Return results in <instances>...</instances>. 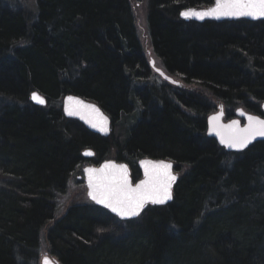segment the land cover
<instances>
[{
    "label": "trees",
    "instance_id": "trees-1",
    "mask_svg": "<svg viewBox=\"0 0 264 264\" xmlns=\"http://www.w3.org/2000/svg\"><path fill=\"white\" fill-rule=\"evenodd\" d=\"M127 2L38 0L33 18L0 0V264H25L36 254L39 230L55 216L53 195L64 193L89 148L96 165L114 151L134 180L143 157L188 169L170 204L132 221L104 220L96 206L71 207L47 235L62 264H264V142L228 154L206 136L216 105L196 94L172 100L173 84L146 87ZM214 2L146 0L151 46L168 74L195 79L223 102L227 119L239 107L258 114L264 22L205 23L190 35L194 24L177 21L180 10ZM32 91L49 108L31 105ZM69 94L98 103L117 138L65 120L59 102ZM6 176L12 184L4 186Z\"/></svg>",
    "mask_w": 264,
    "mask_h": 264
},
{
    "label": "snow or ice",
    "instance_id": "snow-or-ice-1",
    "mask_svg": "<svg viewBox=\"0 0 264 264\" xmlns=\"http://www.w3.org/2000/svg\"><path fill=\"white\" fill-rule=\"evenodd\" d=\"M186 17L189 13H184ZM192 15L203 19L205 15H212L216 18L224 17H242L251 16L253 18L264 17V0H217V6L209 13H192ZM40 104L45 100L37 94L32 97ZM69 111V115H73ZM213 130L221 137V142L227 144L229 148L243 149L256 137H264V119L249 116V124L241 129L238 122L224 126L218 121L219 116L213 117ZM115 167L106 165L105 168ZM152 171L146 170L147 179L142 181L135 188L131 186L127 179L126 169H121L123 175L105 176L104 170L93 181L92 174L96 171L89 169L90 174L89 186L92 188L91 198L97 203L103 204L110 208L112 212L117 213L124 218H132L140 215L146 203H164L170 199L168 189L171 181L176 179L175 176L167 172L171 168L170 164H153ZM163 169L164 172L157 170ZM45 264H51V261L45 259Z\"/></svg>",
    "mask_w": 264,
    "mask_h": 264
},
{
    "label": "water",
    "instance_id": "water-1",
    "mask_svg": "<svg viewBox=\"0 0 264 264\" xmlns=\"http://www.w3.org/2000/svg\"><path fill=\"white\" fill-rule=\"evenodd\" d=\"M215 2L212 4V6L208 7V8H196V7H190V8H186L184 10L181 11V17L182 19L186 20V21H195L198 23H203L205 21H209V22H216V23H224V21H228V22H234V21H238V20H242V21H248V22H252V23H256V22H264V17H257V18H253L251 16H242V17H220V18H216L215 16L212 15H205L203 19L198 18L195 15H192V13H209L211 12L212 9H214L217 6V0H214ZM184 13H189V15L186 17L185 15H183ZM158 74L160 76H162L163 79H165L167 82H169L170 84H177L176 81H174V78H171L167 73H165L163 70H158ZM37 94L39 97H41L42 99L45 100L44 105L47 103L46 99L44 98L45 96L40 95L38 92H32L31 94V100L36 104V105H40L43 106V104L38 103L36 100H34L33 94ZM63 103L65 105L64 108V116H66L67 118L71 119V120H79L85 127L87 130L90 131L91 134L95 135V136H101L103 138H108L110 137V131H111V127H112V119L110 116H108L107 114H105L101 108L98 106V104H93V103H84L81 101V99L77 96V95H67L65 96V98L63 99ZM218 107H217V111L214 113H211L210 115L207 116L206 120H207V124H206V136L215 141L217 143V145L222 148L225 152H227L228 154L230 153H236V154H240L241 152H245L246 150H248L249 148H251L252 145L257 144V143H262L264 142V137H256L255 139H253L248 145L247 147L243 148V149H236V148H229L227 146V144L222 143L221 142V137L217 134L216 131L213 130V125H214V121L212 120L213 117L219 116L220 120L218 121V123L220 125H230L233 123V121L238 122V126L243 129L245 127L248 126L249 124V120L248 117L252 116V117H257L259 119H264V103L262 104V115L263 116H259L257 114L254 113H250L245 111L243 108H238V110L235 112L234 117L228 119L226 118V114H225V108H223V103L218 102ZM69 111H72L73 115H69ZM86 119V121L84 120ZM83 158L85 159H89L93 156V151L89 150L87 152H84V154L82 155ZM164 163V164H170L171 168L167 170L168 173H170L171 175L175 176L176 179L174 181H171V186L168 189L171 198L166 200L164 203L160 204V203H151L148 202L145 204V206L143 207L142 211L140 212V215H142L145 211L146 208L151 206V207H156V206H167V204H170L174 197H173V193L174 190L176 188V184L177 181L179 179V176L176 174H174V170H175V165H173L172 162H170L169 160H162V159H151L148 157H143L142 159H139V161L137 162V167L139 168L140 172H141V179L137 182L134 183L133 185V180L131 178V170L130 167H128L125 164L119 165L115 162V160H111V161H106L104 163H101L99 165V167H89V168H85L84 170V179L87 182V191H88V199L90 201H93V203L98 206V207H103L106 208L107 210H109L110 212L111 209L106 207L103 204L97 203L96 201H94L91 198L90 193L92 192V188L89 186V180H90V174L88 172L89 169H93L96 170L93 174H92V179L93 181L96 180L97 176L100 174V170L103 169L104 170V175L105 176H120L123 175V173L121 172V169H126V175H127V179L129 181V183L131 184V186L133 188H135L137 185H139L142 181L147 179V175H146V170L147 171H152L151 165L153 164H159V163ZM106 165H114L115 167H108L105 168ZM159 172H164L165 170L163 169H159L157 170ZM112 214H114L120 221H132L135 220L136 218H138L139 216L136 217H132V218H124L121 217L120 215H118L117 213L112 212Z\"/></svg>",
    "mask_w": 264,
    "mask_h": 264
},
{
    "label": "rangeland",
    "instance_id": "rangeland-1",
    "mask_svg": "<svg viewBox=\"0 0 264 264\" xmlns=\"http://www.w3.org/2000/svg\"><path fill=\"white\" fill-rule=\"evenodd\" d=\"M129 1L133 7L132 12H133V15L135 16V19H136L137 37H139V41H140V44H141V47L143 50V57L145 59H147V63L150 62L152 59H154L155 62L157 63V58L154 56L153 47L151 46L150 36L148 34V25L146 24V21H147L146 0H129ZM19 4L22 5L21 6L22 9H24L30 15H32L36 12L34 0H19ZM159 62H161V61H159ZM156 68L163 69L162 64H161V66L157 64ZM154 76H152V78L148 80V82L146 83V87L160 88L162 85V83L161 84L159 83L160 81H162L166 84L169 83L165 79H163L162 77H157V76L154 77ZM158 76H160V75L158 74ZM174 78H175L174 81H180L179 80L180 78H176V77H174ZM157 81H159V82H157ZM168 85H170V84H168ZM185 86L186 87H184V88L187 89L190 94H193V95L196 94V95H200L202 98H206L210 102V104H212L213 106L216 104L213 101V99L211 98L209 92L204 90V88H201V86H199L197 83L189 84V83L185 82ZM138 113H141V112L139 111ZM225 114H226V110H225ZM233 114H234V112H233ZM127 121H128L127 124L130 125V128H131V125L133 123L135 124V122L133 120L131 121L128 119ZM117 136H118L117 129H115L112 125L111 131H110V137L108 139H110L111 137H114V139H115V138H117ZM115 142L117 143V140ZM117 145H118V143H117ZM105 159L109 160V161L116 160L114 157V151H111L110 154L107 155ZM100 162H101V160H100ZM91 164H92L91 161H86L85 163H83V165H81L82 167L79 169V171H76L73 174L74 177H72L71 179L69 178V185H68L67 189L64 191V193H58V194L53 195L52 203L54 206L55 216L53 217V222L50 223L49 225H52V224L54 225L55 223L59 222V220H62L64 218V216L66 215V211H68L72 207V205H74V204L80 205V204H89L90 203V201H88V198H87L86 187H85L82 180H78V177L83 174V168H85L86 166H89ZM94 165H96V164H94ZM97 165H100V163ZM176 166L178 167V165H176ZM187 169H188V166H184V165L180 166V170L177 172L179 179L183 176V174L187 171ZM179 179H178V181H179ZM48 228L49 227L43 229L42 232L39 234L40 243H42L44 245L43 246L44 248H47L46 245H47L48 241H47V235L46 234H47ZM43 252L44 251L42 248L41 254Z\"/></svg>",
    "mask_w": 264,
    "mask_h": 264
},
{
    "label": "bare ground",
    "instance_id": "bare-ground-1",
    "mask_svg": "<svg viewBox=\"0 0 264 264\" xmlns=\"http://www.w3.org/2000/svg\"><path fill=\"white\" fill-rule=\"evenodd\" d=\"M34 2H35V9H36V3H38V0H34ZM127 5L132 9L133 7H132V4H130V1L129 2H127ZM22 5H20L19 4V0L16 2V0H11V3H9V8H11V9H13V10H15V11H17V9L18 10H23L24 12H26L24 9H22V7H21ZM201 8H208V7H201ZM200 8V9H201ZM182 10H184V9H182ZM182 10H180L179 12H178V15H177V21L180 23V22H183V23H185V24H194V26H191V28H188V30H187V33L188 34H190V35H192V33H194V32H197V30L200 28V27H202L205 23H212V22H209V21H205V22H203V23H198V22H195V21H186V20H184V19H182V17H181V11ZM36 11H37V9H36ZM27 13V12H26ZM36 13L37 12H35L34 14H32V15H30L29 13H27V15H29V16H31V17H35V15H36ZM133 20H134V26H135V28H137V26H136V19H135V16H133ZM136 31H137V29H136ZM153 53H154V50H153ZM154 56L157 58V63L155 62V60L154 59H152L150 62H148L147 63V59H145V66H146V69H148V72H149V79H151L152 78V76H157V77H162V76H158V70H163L165 73H167L168 74V72L166 71V69L163 67V65H162V68L163 69H158V68H156V66H157V64L158 65H160L161 66V64H162V62H159L160 61V59L156 56V54L154 53ZM123 70H124V74L125 75H128L129 73H130V69H128V70H126L124 67H123ZM153 74V75H152ZM154 76V77H155ZM177 78H180V77H177ZM148 79V80H149ZM157 79V78H156ZM160 79V78H159ZM180 81H176V83L177 84H174L175 85V87H173V89H174V92H173V97L171 98L172 100H177V98L176 97H179V98H184V96H186V95H188V94H190L189 92H188V90L187 89H185L184 87H186L185 86V82L184 81H182V79L180 78L179 79ZM160 81V80H159ZM159 81H157V82H159ZM192 81H193V83H189V84H194V81H195V79H192ZM159 83H164V82H162V81H160ZM196 83V82H195ZM165 84V83H164ZM168 84H170V83H168ZM163 85V84H162ZM171 85V84H170ZM148 89H151V88H149V87H147ZM146 88V89H147ZM144 89H145V87H144ZM32 92H38V91H32ZM39 94H40V92H38ZM32 94V93H31ZM31 94H30V96H31ZM40 95H42V94H40ZM80 99H81V101L82 102H84V103H93V104H98V103H95L94 101H92L91 100V98H89V97H87V96H84V95H80V94H76ZM43 96V95H42ZM45 96V95H44ZM67 96V95H66ZM45 99H46V101H47V103L44 105L43 104V106H40V105H36L32 100H31V97H30V99H29V102H30V104L31 105H33V106H35V107H38V108H40V109H45V108H49L47 105H48V99H47V97L45 96L44 97ZM64 98H65V96H64ZM63 98V99H64ZM63 99H62V101H60L59 102V105H61V113H62V116H64V108H65V105H64V103H63ZM22 104L24 105V106H28V103H23L22 102ZM98 106H99V104H98ZM100 107V106H99ZM217 107H218V105H217ZM217 107L215 108V110L214 111H212L211 113H214V112H216L217 111ZM101 108V107H100ZM223 108H225V106H224V104H223ZM101 110L104 112V110L101 108ZM225 110H226V108H225ZM105 113V112H104ZM210 113V114H211ZM209 114V115H210ZM257 115H261V116H263L262 115V111L260 110V113H258ZM140 117V116H139ZM142 117V116H141ZM64 119L66 120H68V121H74L75 123H78V125H81L83 128H84V130L85 131H89V130H87L86 129V127L79 121V120H71V119H69V118H67L66 116H64ZM85 121H86V119H84ZM130 127V126H129ZM90 132V131H89ZM101 137V136H100ZM103 138V137H102ZM104 139H108V138H104ZM90 150V148L89 149H84V150H82V152H81V155H83L84 154V152H87V151H89ZM92 151V150H91ZM83 157V156H82ZM92 159H90V161H91V165H89V166H86L85 168H89V167H99V165H94V163H93V161L95 160V159H97L98 158V154L97 153H95L94 151H93V156L91 157ZM100 159H101V162L100 163H104V162H106V161H109V160H106L105 158L106 157H103L102 155H100V157H99ZM84 160H86L85 158H84ZM115 162L117 163V164H119V165H122V164H125V165H127V166H129L128 165V163H126L125 161H120V160H115ZM82 166H81V164H78L77 165V169L74 171V172H72V173H70V174H68V178H67V180H65L66 181V186H65V190L67 189V187H68V185H69V178L71 179L72 177H74V173L76 172V171H79V169L81 168ZM85 168H83V174L81 175V176H79L78 177V180H82L83 181V183H84V185H85V187L87 186V182H86V180L84 179V170H85ZM11 181H12V179L9 177V176H6V178L4 179V182H3V184H4V186H5V182L6 183H8V184H12L11 183ZM0 189H3V186L0 188ZM86 191H87V187H86ZM87 198H88V191H87ZM88 201H90L89 199H88ZM80 205H89L90 206V211L92 210V208H93V206H96L94 203H93V201H90V203L89 204H80ZM80 205H76V204H74V205H72V208H78V206H80ZM97 208H99V209H101L102 210V212H103V214H104V217L102 218V219H104V220H107L108 221V217L109 218H111L112 220H113V218L114 219H116V220H118V221H120L114 214H112V212H110L109 210H107L106 208H101V207H98V206H96ZM149 207H151V206H149ZM156 207H159V206H156ZM156 207H154V208H156ZM161 207V206H160ZM148 208V207H147ZM146 208V209H147ZM70 210V209H69ZM68 210V211H69ZM68 211H66V215L68 214L67 212ZM86 212H88L89 214H90V216H92V213L90 212V211H88L87 209L85 210ZM65 215V216H66ZM64 216V217H65ZM141 216V215H140ZM139 216V217H140ZM138 217V218H139ZM137 219V218H136ZM60 221V220H59ZM53 222V219L52 220H49V222H47V223H45V224H43V226L40 228V230H39V233L38 234H40L41 232H42V230L43 229H45V228H47V227H49L48 228V231H47V234L46 235H48L49 234V231L54 227V225L52 224V225H49L50 223H52ZM121 222H123V221H121ZM101 227V226H100ZM47 241H48V236H47ZM44 245L42 244V243H40V237H39V241H38V245H37V250H36V254H35V252H34V255L31 253L27 258V260H26V262H25V264H45V259H48L49 261H51V264H62V262H60V260L56 257L57 256V253L58 252H56L55 251V248L52 246V244H50L49 242H47V245H46V247L47 248H44L43 247ZM43 248V253L41 254V249ZM59 254V253H58Z\"/></svg>",
    "mask_w": 264,
    "mask_h": 264
},
{
    "label": "flooded vegetation",
    "instance_id": "flooded-vegetation-1",
    "mask_svg": "<svg viewBox=\"0 0 264 264\" xmlns=\"http://www.w3.org/2000/svg\"><path fill=\"white\" fill-rule=\"evenodd\" d=\"M218 102H220V101H218ZM218 102H216V103H218ZM264 103V101H261L260 103H257L256 102V104H258V107H260V110L262 111V104ZM216 105V104H215ZM215 108H216V106H215ZM214 108V109H215ZM239 108H241V107H239ZM245 111H247L245 108H243ZM248 112V111H247ZM250 112V111H249ZM250 113H252V112H250ZM235 114V113H234ZM176 168H177V166H176ZM178 172V170H176V173ZM178 175V174H177Z\"/></svg>",
    "mask_w": 264,
    "mask_h": 264
}]
</instances>
